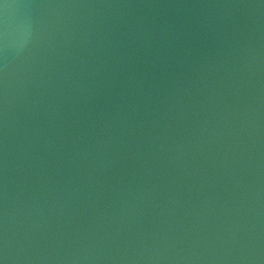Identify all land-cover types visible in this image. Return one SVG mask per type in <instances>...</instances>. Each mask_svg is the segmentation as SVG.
<instances>
[{
    "label": "water",
    "instance_id": "1",
    "mask_svg": "<svg viewBox=\"0 0 264 264\" xmlns=\"http://www.w3.org/2000/svg\"><path fill=\"white\" fill-rule=\"evenodd\" d=\"M0 260L264 264V0H0Z\"/></svg>",
    "mask_w": 264,
    "mask_h": 264
},
{
    "label": "clouds",
    "instance_id": "2",
    "mask_svg": "<svg viewBox=\"0 0 264 264\" xmlns=\"http://www.w3.org/2000/svg\"><path fill=\"white\" fill-rule=\"evenodd\" d=\"M4 27H5V36H6V32H7V23L6 22H5Z\"/></svg>",
    "mask_w": 264,
    "mask_h": 264
},
{
    "label": "snow or ice",
    "instance_id": "3",
    "mask_svg": "<svg viewBox=\"0 0 264 264\" xmlns=\"http://www.w3.org/2000/svg\"><path fill=\"white\" fill-rule=\"evenodd\" d=\"M0 264H3V261L2 260H0Z\"/></svg>",
    "mask_w": 264,
    "mask_h": 264
}]
</instances>
